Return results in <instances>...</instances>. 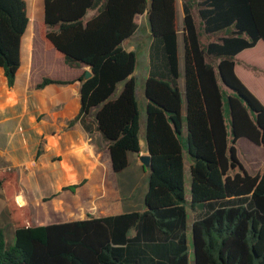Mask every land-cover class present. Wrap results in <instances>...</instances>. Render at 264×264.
I'll list each match as a JSON object with an SVG mask.
<instances>
[{
	"label": "trees",
	"instance_id": "obj_1",
	"mask_svg": "<svg viewBox=\"0 0 264 264\" xmlns=\"http://www.w3.org/2000/svg\"><path fill=\"white\" fill-rule=\"evenodd\" d=\"M41 0H0V66L12 87L21 38ZM201 30L183 2L186 129L178 85L176 0H42L37 36L70 67H89L80 81V108L69 125H93L108 141L112 170L123 171L139 152L140 112L133 72L136 53L123 43L147 12L151 32L143 91L144 138L150 154L144 208L106 216L29 225L15 199V172H0L14 226L13 242L0 225V264H264V171L250 174L236 142L264 147V104L235 72L234 56L264 42V0H198ZM89 9L96 13L87 20ZM225 32L206 41L203 34ZM71 80L43 76L35 88ZM119 93L112 97L116 85ZM93 108L95 111L92 113ZM190 157V200L201 216L188 224L183 151ZM79 184L62 190L74 192ZM54 196V195H52ZM51 197L44 198L47 200Z\"/></svg>",
	"mask_w": 264,
	"mask_h": 264
},
{
	"label": "crops",
	"instance_id": "obj_2",
	"mask_svg": "<svg viewBox=\"0 0 264 264\" xmlns=\"http://www.w3.org/2000/svg\"><path fill=\"white\" fill-rule=\"evenodd\" d=\"M186 1L190 4L195 23L198 19V30H201L198 5L196 4L198 0H176L178 85L182 94L183 136H186L187 133L183 75L184 12L182 5ZM95 13V9H89L83 19L87 20ZM180 19L181 25H179ZM134 21L138 24L137 30L140 31L138 33L136 30L123 43V46L127 50L134 51L137 49L136 44H129V42L133 39L136 41L141 39L142 33L145 34V37L147 35L144 45L141 47L144 55L143 60L145 62L147 56L148 62L151 32L147 12L135 15ZM179 31H181L183 43L182 60H180L178 46ZM224 34L225 32L221 31L215 34H203L202 37L206 41H211ZM263 43L260 40L254 47L242 50L234 56V61L236 74L264 104ZM44 50L38 36H31L26 29L21 38L20 66L12 87L8 86L4 70L0 66V134L6 136L0 147V172L7 170L15 172L18 183L15 199L22 208L31 209V207L41 205L44 210H48L51 217H55L58 214L54 208L67 210L68 202L71 200L67 202L66 199L71 198L72 204L74 202L73 207L76 204L77 207L86 209L87 213L92 216L120 213L121 211L115 212V210L121 204V186L116 182L117 173L112 170L108 141L95 129V124L91 132L86 131L79 122L69 125V121L75 117L80 108V81L76 79L81 74L84 78L85 70L90 69L86 66L70 67L62 59L55 58L51 50ZM47 52L50 54L47 55ZM147 73L148 66L145 77ZM43 76L71 80L72 82L66 84L51 83L41 89H36V83ZM94 111L93 109L92 113ZM140 119L141 115L139 125ZM142 121L145 129L146 115ZM7 125H11L13 128L11 131L4 132V126ZM236 147L239 160L250 174L264 171L263 146L253 143L246 137H240L236 142ZM184 153L183 151L185 178L186 170L190 174L191 162L188 164L184 160ZM145 154H148V150L143 133L142 138L139 136V152L128 153L129 164L126 168L133 165L144 173L149 172V167L144 166L139 158V155ZM69 184H79V186L74 192L62 190L63 186ZM47 197L51 198L43 200ZM191 212L201 214L199 208ZM87 213L85 217L76 219L86 218ZM62 221L55 220L48 223Z\"/></svg>",
	"mask_w": 264,
	"mask_h": 264
},
{
	"label": "rangeland",
	"instance_id": "obj_3",
	"mask_svg": "<svg viewBox=\"0 0 264 264\" xmlns=\"http://www.w3.org/2000/svg\"><path fill=\"white\" fill-rule=\"evenodd\" d=\"M40 13L36 14L34 21L30 22V15L29 22L27 25V33H30L31 36L37 35V28L38 25L42 22V0L40 2ZM196 25L198 24V19H196ZM178 24V23H177ZM179 25H181V19L179 20ZM140 30H137L139 33ZM143 32V31H142ZM141 39L131 40L129 44H136L137 49H135L136 53V65L133 72V76L135 79V95L138 102V107L140 110V129H139V136L142 138L144 133V125H143V117L145 116V106H146V100L143 93V81L144 77L147 71V56L145 57V62L143 60V50L141 45H144V41L146 40L145 34H141ZM140 45V46H139ZM264 46V43L262 44ZM178 46L180 51V60H182V49H183V43H182V36L181 31L178 32ZM142 50V51H141ZM45 51V50H44ZM46 53V52H43ZM50 53L47 52V55ZM182 62V61H181ZM264 62V61H263ZM49 66V65H48ZM50 68V67H49ZM143 69V71H142ZM123 86V83L120 82L116 85L115 91L112 95V97H115L119 91L121 90ZM95 110V108H93ZM11 125L4 126V132L11 131L12 130ZM1 131V129H0ZM185 138V136H184ZM6 139V136L0 134V147L2 146V142ZM241 150V147H239ZM184 160L190 164V157L188 153L184 150ZM185 178H184V193H185V200H186V207L188 211V224L190 226L191 220L195 219L196 217L201 216V214L191 212L192 208L189 204V197H190V174L188 170L185 171ZM116 182L121 186V204L118 209L115 210V212H129L134 210H142L144 208V194L147 188V182H148V171L146 173L142 172L140 169L135 168L133 165H130L125 170L117 173L116 175ZM69 194V193H68ZM71 202H68V209L67 210H60L59 208L55 207L54 211L58 214L55 217H51L48 213V210H44L43 206L39 205L38 207H34L31 209H27V213L24 214V219L29 225H39V224H45L48 222H53L55 220H67V219H76L85 217L87 211L84 208H81L80 206L73 207L72 199L67 198ZM5 201L3 199V196L1 194L0 190V225L3 226L6 230V237L8 244L13 242L14 237V226L12 223V219L8 213L7 206L5 205ZM197 208H200L197 206ZM74 210V211H73ZM76 210V211H75ZM52 212V211H51ZM60 214V215H59ZM90 215L89 213H87ZM189 264H194L193 260V249L191 246V236H189Z\"/></svg>",
	"mask_w": 264,
	"mask_h": 264
},
{
	"label": "water",
	"instance_id": "obj_4",
	"mask_svg": "<svg viewBox=\"0 0 264 264\" xmlns=\"http://www.w3.org/2000/svg\"><path fill=\"white\" fill-rule=\"evenodd\" d=\"M92 75L91 70H85L84 72V79L89 78ZM140 161L143 163L144 166H150V154L139 155Z\"/></svg>",
	"mask_w": 264,
	"mask_h": 264
}]
</instances>
